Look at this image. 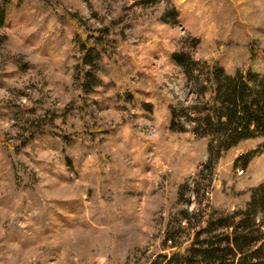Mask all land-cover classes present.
<instances>
[{"label": "rangeland", "instance_id": "1", "mask_svg": "<svg viewBox=\"0 0 264 264\" xmlns=\"http://www.w3.org/2000/svg\"><path fill=\"white\" fill-rule=\"evenodd\" d=\"M243 85L264 0H0V264H212L264 182Z\"/></svg>", "mask_w": 264, "mask_h": 264}, {"label": "trees", "instance_id": "2", "mask_svg": "<svg viewBox=\"0 0 264 264\" xmlns=\"http://www.w3.org/2000/svg\"><path fill=\"white\" fill-rule=\"evenodd\" d=\"M83 50L84 65L94 49L85 45ZM249 88L251 94L246 93L244 85L235 90L229 97V106L225 108L228 113L219 117V123L225 127L231 146L246 139V133L250 132L252 126H264V94L253 87ZM249 207L250 210L244 214L247 217L241 218L238 223L234 221L236 215L218 220L222 224L220 228L231 229L232 232L225 239L208 244L213 249L212 264H264V231L260 228L264 225V219L261 226L257 225L258 216H264V182L254 189ZM224 242L228 245L227 249L218 248ZM253 245L259 247L252 249ZM221 253H225L223 257L218 256Z\"/></svg>", "mask_w": 264, "mask_h": 264}, {"label": "built area", "instance_id": "3", "mask_svg": "<svg viewBox=\"0 0 264 264\" xmlns=\"http://www.w3.org/2000/svg\"><path fill=\"white\" fill-rule=\"evenodd\" d=\"M244 173H245V171H244V170L238 171V176H243V175H244ZM206 195H207V196H209L210 194H209V193H207Z\"/></svg>", "mask_w": 264, "mask_h": 264}]
</instances>
